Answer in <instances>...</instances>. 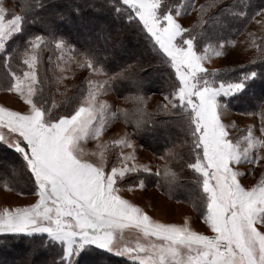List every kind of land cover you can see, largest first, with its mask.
<instances>
[{
  "label": "snow or ice",
  "instance_id": "6c2138e0",
  "mask_svg": "<svg viewBox=\"0 0 264 264\" xmlns=\"http://www.w3.org/2000/svg\"><path fill=\"white\" fill-rule=\"evenodd\" d=\"M121 4L126 6L129 18L142 26L168 58L174 72L175 85L164 97L167 103L162 109L168 113L180 109L185 117L187 159H180L198 174L205 198L202 219L210 234L191 231L186 224L153 220L141 207L123 198L120 193L131 190V186L124 189L120 181L140 170L136 165L128 166L127 161L133 158L130 154H120L119 166H109L103 151L99 160L87 159L83 154L82 142L98 139L104 129V121H97L96 111L97 107L103 111L107 105L98 99L99 95L118 81L128 79L133 65L109 74L86 51L63 39L51 40L37 34L29 39L23 53L28 70L23 77L13 73L15 82L9 89L26 97L30 107L23 111L0 108V129L8 130V137L0 134V141H10L9 146L23 155L35 181V189L30 192L34 202L0 209V235L46 234L62 245V255L52 264H87L89 253L85 249L89 246L127 256L134 264H264V176L258 183L245 186V172L239 170L245 162L264 169V155L260 151L264 139H257L253 129L248 128L247 135L234 141L221 118L226 109L219 98L238 91L243 83L213 79L216 72L210 73L203 67L206 56L196 50L194 38L185 39L191 30L180 22L179 7L165 8L168 4L163 0H121ZM223 4L221 0L212 7L217 9ZM86 6L96 13L102 11L93 4ZM73 11L80 14L82 9L74 7ZM256 14L264 16V10ZM23 18L24 15L13 12L6 20V9L0 6V50L22 30ZM58 18L63 16L58 14ZM50 41H55L61 51L72 53L80 68L103 78L89 81L85 103L70 115L53 117L50 108L45 109L34 99L38 84L34 70L37 50ZM253 46L260 52L259 59L264 60V37L259 44L253 40ZM223 47L221 44L220 48ZM207 51L205 48L204 52ZM221 54L216 51V55ZM92 84L96 87L92 88ZM261 117L260 132L264 135V104ZM113 143L134 147L127 133L124 139ZM175 155L170 149L162 158L171 160ZM143 171L148 173L151 169L144 167ZM139 187H145L143 181ZM126 229L151 242L122 246Z\"/></svg>",
  "mask_w": 264,
  "mask_h": 264
},
{
  "label": "trees",
  "instance_id": "16d2710c",
  "mask_svg": "<svg viewBox=\"0 0 264 264\" xmlns=\"http://www.w3.org/2000/svg\"><path fill=\"white\" fill-rule=\"evenodd\" d=\"M19 2L29 14L27 32L31 35L42 34L48 36L51 40L63 39L72 46L78 47L81 51H86L90 56L98 57V61L104 63L111 74L119 72L128 65H133L129 78L120 80L113 85V90L116 93L131 102V107L117 113V117L129 128L133 138L149 151L163 157L170 149L176 153L171 160H165V166L160 168L159 171L143 172L144 174L141 175V178L138 177V180L141 179L140 181H143L145 186L157 187L165 196L173 200L190 205L193 211L202 217L205 198L202 187H200L198 174L189 169L184 160L180 159L181 156L187 159L185 141L188 136L184 129L185 117L180 114V109L169 107L171 112L168 113L162 107L146 109L140 102L144 95L153 92L150 88H144L145 83H150L152 80L147 75L148 71L157 70L161 77L159 85L163 86L162 91L167 95L170 93L171 75L167 71L169 66L163 61L164 56L161 50L154 44L150 36L141 26H134V23L138 22L129 18L130 14L126 10V6L121 4V0H19ZM214 2L218 5L221 0H214ZM87 4H93L107 11L111 19L105 18L102 12L96 13L92 8L84 6ZM63 6L67 7V12L62 10ZM74 7L81 8V13L76 14L73 11ZM263 7L264 0H224V4L217 9L213 7L209 19H214L219 24L217 32L221 35H226L231 30L236 34L242 29L245 18L250 16L256 9ZM58 14L63 16V19H59ZM59 26L62 27V30L59 29ZM215 26L204 25L200 29L195 28L194 40H206V37L211 34ZM105 28H109L106 35L103 33ZM84 29H89V33L93 35L86 37L87 39L83 38L81 35ZM116 29H119V32H116ZM87 33L85 32V35ZM133 36L141 47V51H138V45L130 44ZM20 37V33L13 35L7 43L5 52L0 54V63L5 64L0 69L2 81L8 75L10 69L8 64L13 61V52L15 51V54H17L16 52L20 50ZM53 45L54 41H50L49 44L44 46L47 51H44V53L41 50L39 51V75L37 93L34 99L43 104L45 109L50 108L52 110L51 115L55 117L57 114H70L72 111L71 105L77 94L74 97L70 92L68 97L63 98L62 103L54 105V100L59 99V96L53 94L54 88L51 85V79L41 71L44 69L42 63L47 67L48 63L54 58ZM131 53L132 55L129 56ZM6 54L7 59H5ZM250 68H255L257 72H263L264 60H257ZM217 75L214 76L215 79L225 77L222 72H218ZM79 89L80 84L75 90ZM240 92L226 98L227 104L234 109L241 106L243 95L246 93L251 94L247 89ZM138 124L139 126H137ZM2 156H7L9 159L1 161L4 165L0 162V182H10L22 194H29L34 191L33 175L28 169L23 155L0 141V158ZM0 246V264H16L14 260L18 258L19 253L24 251L44 252V259L40 264H52L58 256L62 255V245L50 240L45 234H36L31 237L25 234L19 236L11 233L2 234L0 235ZM88 248L97 251L106 261L102 262L97 257L89 255L87 262L92 264H134L127 256L117 255L95 246H89ZM31 254L33 253L25 258L27 259L28 256L31 258ZM83 255L84 253H81V256ZM79 259L80 257H77V262H79Z\"/></svg>",
  "mask_w": 264,
  "mask_h": 264
},
{
  "label": "rangeland",
  "instance_id": "374dc122",
  "mask_svg": "<svg viewBox=\"0 0 264 264\" xmlns=\"http://www.w3.org/2000/svg\"><path fill=\"white\" fill-rule=\"evenodd\" d=\"M170 1L172 2L169 3ZM163 2L168 4L164 6L165 8H168V6H172V4L174 3V7H179L181 9L182 16L179 18L180 22L185 28L191 30L190 33L185 34V39H187L189 36L193 37L195 28L200 29L204 25H216L213 31H211V34L206 37L207 41L204 39L194 40L196 50L200 53H204L206 56V59L202 62L203 67L207 69L210 73L215 71L217 75L218 72H222L225 74V77L227 76V78L224 77L223 79H215L213 77V79L217 82L225 81L243 83L244 86L238 91L232 93L231 95L241 93L240 91L244 89H247L248 92H251V94L246 93L242 96L243 98L241 101V106L238 109H234L229 104H227L226 98L231 95L221 96L219 100L221 102L222 107L226 109L222 113V121L224 124L228 125V131L234 141L241 140L243 136L247 135L248 128L253 129L254 135L257 139H264V135H262L260 132L262 119L261 105L264 104V71L257 72L255 68H250L252 65H254L255 62H257V60H259L260 57V52L255 46H253V40H255L256 44H259L261 38L264 37V16L256 14L259 11L264 10V7L256 9L255 11H253V13H251L250 16L246 17L244 20L245 22L243 24V27L238 33L234 34V31L231 30L227 32L226 36L218 33L217 28L219 24L216 23L214 19H209L211 16V11L213 9L212 5L215 4L214 0H163ZM0 6H3L6 9V20L11 18V13L13 12H15L16 14L24 15L22 30L19 32L21 34V42L19 45L20 50L16 52L17 54H15V51L13 52L14 58L13 61L8 64V66H10V69L8 75L5 76L4 81H2L0 77V91H10L9 88L11 84L15 82L13 73L16 76L23 77V73L28 70L27 65L23 63V53L27 42L34 35H31L27 32L29 14L27 13L26 8L24 9L22 7L19 0H0ZM201 6H203V11H201ZM62 10L67 12V7H64ZM101 12L102 14H104L105 18L108 17V19H111L107 11L102 10ZM134 26L139 27L140 25L139 23H134ZM59 29L62 30V27L59 26ZM108 30L109 28H105L103 33L106 35L108 33ZM116 30V32H119V29ZM83 31L84 32H82L81 35L83 36V38H88V36L90 37L93 35L89 33V29H84ZM85 32H88L87 35H85ZM12 37L6 42L5 48L3 50H0V54L5 52L4 50L6 49L7 43L12 39ZM130 44L134 46L135 44L138 45L134 36L132 37ZM221 44L224 45L223 49L220 48ZM137 47L138 51H141V47L139 45ZM75 48L79 49L78 47ZM205 48L208 49L206 53L204 52ZM52 49L55 51L54 58L51 62H49L51 63L50 66L48 63L49 67H46L45 64L42 63L44 69L41 71H43V73L51 79L50 82L54 88L52 91L53 94H57L59 96V99L54 100V105L62 103L61 101L63 100V98L68 97L70 92L74 95V97L77 94L75 99L73 97L75 101H72L73 103L71 105V114L77 107L85 103L90 90L89 81L101 80L103 78L95 77L89 72V70L80 68L76 62V59L73 58V54L67 51H61L59 48L56 47L55 41ZM40 50L42 53H44V51H47V48L45 49V47H43L42 49L37 50L38 58ZM216 51H221L222 54L216 55ZM93 54L97 55L96 53ZM131 55L132 53L129 54V56ZM124 56L126 57L127 55ZM163 56V61L167 66H169L167 67V71L171 75V92L175 85V76L173 70L171 69L168 58L164 54ZM7 57L8 56L6 54L5 59H7ZM90 57L97 65L101 66L107 73L111 74L106 69L107 66L104 65V63L98 61V57H94L93 55ZM99 57L101 58V56ZM38 65L39 63L37 60V63L34 66L37 80L39 75ZM4 66L5 64L3 62L0 63V69ZM252 72H255L256 75L249 76V74ZM147 75H149L152 80L150 81V83H145L144 88H150L153 90V92L144 95L140 102L142 106L146 109L162 107V105L167 103V101L164 99L167 94L162 91L163 86L159 85V81L161 79L160 73L157 70H152L148 71ZM79 84L80 89L75 90ZM24 87L26 92V83ZM91 87L95 88L96 85L92 84ZM98 99L107 105V107L103 111H101L99 107H97L96 111L97 121H99L100 119H103L104 121V129L102 135L98 139L89 138L82 142L81 148L83 150L85 158H88L90 160H99L100 152L103 151L105 153V158L108 160L109 166H111L112 164L119 166L121 163L120 154H130L133 158L127 161L128 166L136 165L140 169L137 172L127 174L126 177L122 181H120V186L124 189H127L129 186H131V190L123 191V194H125V197L130 202L136 204L137 206L140 205L142 208L147 210L149 214L151 213L154 216H159L160 214L162 215V217L167 219H175L180 217L182 214H190L194 217L198 216L193 211L190 205L181 201L173 200L165 196L161 191L160 193L159 191H155L153 189L156 188L157 190H159L157 187L145 186L144 188H141L138 186L141 182V179L138 180V177L141 178V175L144 174L143 168L148 167L151 169L152 172H157L160 168L165 166V159L162 158V155L155 154L149 151V149L145 148L140 142L135 140L129 128L122 121H120V119H118L117 113L130 108L131 102H129L126 98L121 97L118 93L113 90V88H109L108 91L99 95ZM1 100L3 99H0V102ZM18 103L20 105H23L20 100H18L17 102H15L14 100L3 101L1 104L7 108L16 110L20 107ZM169 107L171 106L169 105ZM113 113H115V115H113ZM126 133L130 136L131 142L134 145L133 148H128L124 145H115L113 143L116 140L124 139ZM158 141L161 142V140L159 139ZM3 143L5 144L6 142ZM6 145L9 146V144L7 143ZM11 148L15 150L14 147ZM91 151L93 153H96L95 159H93V155H89ZM260 151L261 154L264 155V148L260 149ZM5 159L7 160L9 158H7V156H2V158H0V162L4 161ZM2 164L4 165V163ZM239 170L241 172H245V176L242 178V183L245 186L258 183L260 178L264 176V169L259 166L249 165L246 162L239 166ZM30 201L34 202V196L32 194L19 193L10 182H0V209L9 206H24L27 202ZM188 206L191 209H189ZM36 234L42 233H32L25 235L31 237ZM130 234V240L135 241L133 245H135L136 243L148 244L151 242L148 240H143L142 242H140L136 238H133V236H135L133 235V233L131 235ZM16 235H24V233ZM48 238L52 240L50 237ZM122 240L124 239L122 238ZM121 244L122 246L127 245L126 242H123ZM85 250L90 253L89 255H91V257L94 256L97 257V259H99L100 261L106 262L104 257L99 255L97 251L89 250V248H86ZM30 253H33L31 254V258H29ZM27 255H29V259L25 258ZM44 255L45 253L42 251H24L19 253L18 258L14 260V263L29 264V261L31 260L32 264H40L44 259ZM87 264L92 263L87 262Z\"/></svg>",
  "mask_w": 264,
  "mask_h": 264
},
{
  "label": "crops",
  "instance_id": "0c3cea01",
  "mask_svg": "<svg viewBox=\"0 0 264 264\" xmlns=\"http://www.w3.org/2000/svg\"><path fill=\"white\" fill-rule=\"evenodd\" d=\"M10 89V88H9ZM0 99H3L1 100L0 102V108H7L5 106H3L1 103L3 101H11V100H14L15 102H17L18 100H20L23 105H20L19 108H17L16 110L14 109H10L8 108L9 110H13V111H23L25 109H27L28 107H30L29 105L26 104L25 100L26 98H21V95L14 91V90H11V91H0ZM17 99V100H16ZM28 106V107H27ZM0 134H3L5 135L6 137H8V130L7 129H0ZM7 144H10L9 142H6ZM93 152L91 151V153L89 155H92ZM88 159V158H87ZM95 159V156L94 158ZM92 160V159H91ZM139 186V185H138ZM155 191H159L157 190L156 188H153ZM160 192V191H159ZM161 193V192H160ZM120 195L123 196V198L127 199L125 197V194H123V191L120 193ZM164 196V195H163ZM128 200V199H127ZM179 203V202H177ZM185 205V204H184ZM139 207H141L139 205ZM189 207V206H188ZM142 208V207H141ZM150 217H152L153 220H158L160 222H163V223H174V224H177V225H187V227L191 230V231H194V232H198V233H202V234H210V229H208L207 225L204 224V221L202 219V217L200 216H191L190 214H186V215H181L180 217L178 218H175V219H167V218H164L162 217V215L159 214V216H154L152 215L151 213L149 214L147 212V210H145L144 208H142ZM189 209H191L189 207ZM132 234L135 235L133 236V238H136L138 241L142 242L143 240H145L142 236H140L137 232L133 231V230H124V233H123V239L121 241V243L123 242H126L127 245H133L135 243V241L133 240H130L129 238V234ZM130 234V235H131Z\"/></svg>",
  "mask_w": 264,
  "mask_h": 264
}]
</instances>
